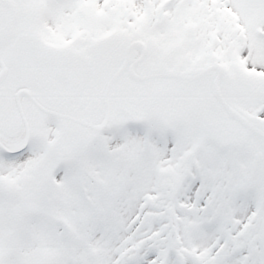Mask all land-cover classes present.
<instances>
[{"label": "snow or ice", "instance_id": "6c2138e0", "mask_svg": "<svg viewBox=\"0 0 264 264\" xmlns=\"http://www.w3.org/2000/svg\"><path fill=\"white\" fill-rule=\"evenodd\" d=\"M0 264H264V0H0Z\"/></svg>", "mask_w": 264, "mask_h": 264}]
</instances>
